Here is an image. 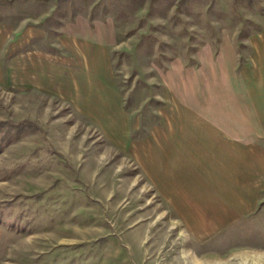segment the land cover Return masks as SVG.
Segmentation results:
<instances>
[{
	"label": "rangeland",
	"instance_id": "rangeland-1",
	"mask_svg": "<svg viewBox=\"0 0 264 264\" xmlns=\"http://www.w3.org/2000/svg\"><path fill=\"white\" fill-rule=\"evenodd\" d=\"M262 48L264 0H0V264H264L263 152L206 203L159 173Z\"/></svg>",
	"mask_w": 264,
	"mask_h": 264
},
{
	"label": "crops",
	"instance_id": "crops-1",
	"mask_svg": "<svg viewBox=\"0 0 264 264\" xmlns=\"http://www.w3.org/2000/svg\"><path fill=\"white\" fill-rule=\"evenodd\" d=\"M220 70L224 77L220 84L223 90L213 92L209 99L219 109L211 113L205 110L204 115L174 123V133L159 134L163 190L169 192L168 196L191 198L190 204L210 202L199 199L198 193L209 189L207 196H211L213 188L219 186L205 184L203 179H238L241 174L231 173L227 164L244 162L248 153H264V48L257 49L240 68L238 63L235 66L229 61ZM257 159L263 161L264 156ZM185 186L187 195L183 191ZM226 195L233 199L229 193Z\"/></svg>",
	"mask_w": 264,
	"mask_h": 264
}]
</instances>
